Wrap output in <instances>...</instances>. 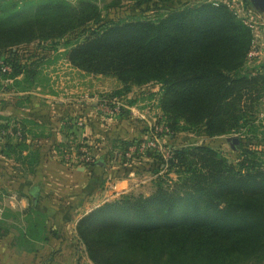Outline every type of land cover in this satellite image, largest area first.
<instances>
[{"label":"trees","instance_id":"1","mask_svg":"<svg viewBox=\"0 0 264 264\" xmlns=\"http://www.w3.org/2000/svg\"><path fill=\"white\" fill-rule=\"evenodd\" d=\"M22 1L0 0V81H12L2 92L32 91L42 58H27L20 47L52 42L62 44L65 61L75 69L116 79L122 87L117 94L158 84L164 135L172 139L183 130L215 138L244 128L242 135L252 136L236 147V164L203 145L174 148L166 160L147 152L157 165L150 194L120 195L77 221L76 237L89 261L264 262V169L259 162L264 143L258 149L256 129L245 130L254 126L248 118L264 97V75L243 72L253 38L243 19L226 3L209 0H126L138 7L156 2L154 16L118 20L104 19L94 0ZM121 2L113 0L104 10ZM243 2L251 7L248 0ZM19 125H0L5 141L0 155L14 157L34 173L41 153L26 144L25 134L40 139L44 132L30 120ZM128 146L123 143V152ZM29 195L35 200L11 243L18 251L30 252L34 242L54 235L39 209L38 190L31 188ZM6 228L0 222V239L13 232Z\"/></svg>","mask_w":264,"mask_h":264},{"label":"rangeland","instance_id":"2","mask_svg":"<svg viewBox=\"0 0 264 264\" xmlns=\"http://www.w3.org/2000/svg\"><path fill=\"white\" fill-rule=\"evenodd\" d=\"M24 1L26 0L22 2ZM67 1L72 3L76 2V0ZM94 1L95 4L102 9V16L107 20L127 19L133 16H154L152 10L157 7L154 1L138 7L132 2L121 0L120 7L105 11L104 6L113 0ZM209 1L226 3L240 18L243 17L247 23L252 25L251 30L253 38L251 48L246 57L243 72L246 71L254 75H264V14L254 11L251 7H246L243 0ZM170 6L166 7L170 8ZM175 6L176 5H172L171 8ZM30 11V9L21 11L19 19L28 15ZM51 43L52 42H35L29 46L20 47V50L27 54V58L33 57L34 55H37L38 58H42L40 61L41 74L37 81V85L32 91H29V93H21L18 90L14 92H2L7 85L12 84V81H0V125L6 124L10 126V129L14 127L21 128V126L14 125L16 118H12L7 114V110L10 108H18L28 103L29 105L27 106H30L31 104L42 102L43 99L44 101L48 99L51 102L67 99L66 101L70 104L66 105L67 108H65V111L68 113L65 115L66 120L64 124L68 129H71V132L67 134L66 138H62V147H59V151L55 150L54 155L66 159L65 161L69 164V168L73 172L72 176L74 179L77 178L73 180L74 183L72 187H75V183L77 184L79 179H85L81 174H77L75 168H84L86 174L91 173L89 176L91 186L87 189V193H98L100 197L99 201L107 199L105 195L110 192L109 190H112V188L108 186L112 184L115 189L113 182L116 179H136V184L138 185L140 180H144L143 175L148 176L149 173L152 174L155 171L157 166L156 162L153 163V161L146 156L147 152H153L159 155L163 154L164 157L168 158L171 155L170 151L174 148L203 145L216 150L227 159L229 163L236 164L239 156V151L236 147L240 142L243 143V141H245L242 139H249L252 137L251 134L248 136L242 135L244 133V128H242V130L237 133L234 132L229 135L215 138H208L197 131L183 130L172 139L164 135V118L158 108L159 98L161 96V89L158 84L150 83L138 87L134 86L129 92H123L121 95L117 94L121 91L122 87L116 79L100 75H90L75 69L65 61L63 55L65 49L61 46L62 44L55 46ZM90 103L94 106L92 107ZM86 105H88V107L91 106L90 108L95 107L97 109L94 112L97 116L94 120L98 119V123L102 126L101 134L87 135L86 132L81 130L83 121L80 120L81 114L79 115L78 113L81 111V108H84ZM47 107H50V109L53 108V110L56 109L54 104H50L49 106L46 105V108ZM28 111H30V109H28ZM248 119L253 121L254 126H247L245 129L246 133L247 131L252 132L253 129H256L255 140H253V142L254 144L256 143V145L258 144V149L262 150L264 143V97L260 101L257 112L253 117ZM19 120L22 121V119ZM27 120L37 122L32 118H26L24 121ZM151 134L160 138L158 144L161 146V149L141 150V146L147 141ZM232 138L237 139L236 144L232 143ZM124 142L129 143L125 152H123ZM105 148H107L106 153L101 152V150ZM127 154L129 155L126 156ZM86 156L93 158L92 161L95 163L94 166H89V164L83 162ZM99 160L104 164L103 168L96 165ZM259 162L261 168L264 169V153L259 154ZM137 170L139 171L138 175H136V172H138ZM110 172L114 174L110 175ZM170 177L175 179V176L172 174ZM84 183L85 181L79 186L83 188V192L79 193L80 195L86 193L84 190ZM6 185L7 189L3 188L0 182V219L5 213L15 214L18 212L17 209H14L12 203L19 202L23 196L25 197L28 195L26 192L24 194L23 191L17 193V191H15L16 187H11L9 184ZM76 187L78 188L77 185ZM9 188L10 190L8 191ZM153 189V183L147 182L146 184L138 185V187L130 192H122L124 190V185H122L120 188H117L118 194L116 195V191L113 190L112 195H114V197H109L105 202L112 201L126 193L148 195ZM78 207L81 209L78 214L85 211L82 204ZM71 223V221L67 220L63 224H66L69 230L71 229ZM55 228H57L56 225ZM55 231L56 230H54V232ZM72 235L73 233H71V237ZM70 242L69 248L63 247L62 250H58L56 245H53V248L50 246L51 254H49L50 256L47 264H92L87 258L82 244L79 241L78 243H72L70 240ZM0 247L5 249L6 243L1 244ZM50 248L42 246L40 255L46 257ZM1 255L3 258L8 257L6 251L2 252ZM243 263L256 264L252 261ZM260 264H264V262Z\"/></svg>","mask_w":264,"mask_h":264},{"label":"crops","instance_id":"3","mask_svg":"<svg viewBox=\"0 0 264 264\" xmlns=\"http://www.w3.org/2000/svg\"><path fill=\"white\" fill-rule=\"evenodd\" d=\"M66 100L67 99L63 101L51 102L48 99H45V101L43 99L42 102L37 104L27 106L29 105L28 103L23 104L24 106L10 108L7 110V114L10 117L16 118L14 124L15 126H20L19 123L21 120L19 119L26 120V118H32L33 120H36V123H38L41 127L40 129L44 132L43 135L45 138L37 139L34 138L33 135L25 134L26 144H28L31 149H38L41 153L40 163L36 166L34 173L27 172L21 163H17V161H15L14 157L8 158L0 155L1 186L7 189L6 184H9L11 187H16L15 191H17V193H21L19 191H23L24 194L25 192L28 194L25 197L23 196L19 202L12 203V206L14 209H17L18 212L15 214L5 213L0 219L4 228L7 227L6 229H8V227H10V230H13V232L5 234V236L0 239V246L1 244L6 243L5 249L0 247V264H47L53 245H56L58 250H62L63 247L69 248L71 243L70 240L72 243H78L75 233L77 221L85 214L103 204L109 197H114V195H112L113 190L116 191L117 195V188L124 185V190L122 192H130L134 188L138 187V185H143L147 182L153 183L155 179L154 174L151 173H149L148 176L143 175L144 180H140L138 185L136 184V179H116L113 182L115 189L112 184L108 186L112 188V190H109L110 192L105 195V198L107 197V199L99 201L100 197L98 196V193H87V189L91 186V182H89V176L91 173L86 174L84 168H75L77 174H81L85 177V179H79L78 183H75V187H72V184L74 183L73 180H76L77 178L74 179L72 176L73 172L69 168V164L65 161L66 159L56 157L54 155V151H59V147H62V138H66L67 134L71 132V129H68V127L64 124L66 120L65 115L68 113L65 111V108H67L66 105L70 104ZM50 104H54L56 109L53 110V108L50 109V107L46 108V105L49 106ZM90 104L92 107L94 106L92 103ZM90 107L86 105L84 108H81V111L78 113L79 115L81 114L80 120L83 121L81 124V130L86 132L87 135L101 134L102 126L98 123V119L94 120L97 117L96 113H94L97 109L95 107ZM28 109H30V111L32 110L31 113ZM4 144L5 141L0 138V150H2ZM106 149L107 148L101 150V152L106 153ZM96 165L101 166V168L104 166L101 160L97 161ZM110 173V175L114 174L112 172ZM138 173L139 171L136 172V175H138ZM84 181V190L86 193L80 195L79 193L83 192V188H80L79 186H81ZM31 188H35L39 192V209L47 215V228L50 229L54 235L50 234L48 241L46 242H34L32 244L34 249L30 252L18 251L15 248H12L11 243L14 241L15 230L23 228V217L30 209L32 201L35 200L29 195V190ZM9 190L10 188L8 191ZM81 204L83 205L85 211L82 210L83 212L78 214L81 210L78 206ZM67 220L72 222L70 225L71 229L69 230L66 224H63ZM55 225L57 228H55ZM54 230L56 231L54 232ZM71 233H73L72 237ZM42 246L48 248L51 246L46 257L40 255V249ZM4 251L8 253L7 258H3L1 255Z\"/></svg>","mask_w":264,"mask_h":264},{"label":"built area","instance_id":"4","mask_svg":"<svg viewBox=\"0 0 264 264\" xmlns=\"http://www.w3.org/2000/svg\"><path fill=\"white\" fill-rule=\"evenodd\" d=\"M243 12H245V11H243ZM241 18L243 19V21L245 22V24L247 26H249L250 28H252V25H250L249 23H247V21L243 17H241ZM165 132H166V130H165ZM159 139L160 138L158 136L151 134V136L147 139V141L141 146V150H147V149H149V150L159 149L160 150L161 149V146L158 144V140ZM128 155L129 154H127L126 156H128ZM161 155H162V157L165 160L167 159L166 157L163 156V154H161ZM92 159H93L92 157L86 156V158L83 160V162L85 164H89V163L93 162Z\"/></svg>","mask_w":264,"mask_h":264},{"label":"water","instance_id":"5","mask_svg":"<svg viewBox=\"0 0 264 264\" xmlns=\"http://www.w3.org/2000/svg\"><path fill=\"white\" fill-rule=\"evenodd\" d=\"M250 3L251 8L260 13V14H264V0H248ZM233 144L237 143V139L236 138H232L231 139Z\"/></svg>","mask_w":264,"mask_h":264}]
</instances>
